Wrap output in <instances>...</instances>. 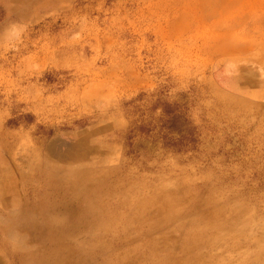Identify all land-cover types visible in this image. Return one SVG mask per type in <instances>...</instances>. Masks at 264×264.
I'll return each mask as SVG.
<instances>
[{"label": "rangeland", "instance_id": "rangeland-1", "mask_svg": "<svg viewBox=\"0 0 264 264\" xmlns=\"http://www.w3.org/2000/svg\"><path fill=\"white\" fill-rule=\"evenodd\" d=\"M0 264H264V0H0Z\"/></svg>", "mask_w": 264, "mask_h": 264}]
</instances>
